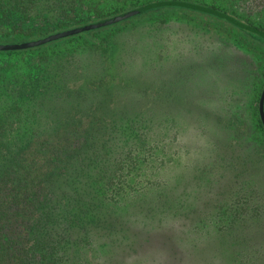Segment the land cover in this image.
I'll return each mask as SVG.
<instances>
[{
  "label": "rangeland",
  "instance_id": "obj_1",
  "mask_svg": "<svg viewBox=\"0 0 264 264\" xmlns=\"http://www.w3.org/2000/svg\"><path fill=\"white\" fill-rule=\"evenodd\" d=\"M160 1L166 0L97 2L80 13L79 25ZM182 1L231 8L223 0ZM260 7L237 6V15L264 27ZM165 17L155 22L145 15L100 30L96 36L109 51L80 36L0 52V59L32 70L36 56L61 53L77 79L111 78L107 93L118 98L115 109L143 119L149 153L139 158H149L133 170L120 213L127 241L108 239L118 264H264V53L208 15ZM60 22L0 16V24L21 33L45 25L58 30Z\"/></svg>",
  "mask_w": 264,
  "mask_h": 264
},
{
  "label": "trees",
  "instance_id": "obj_2",
  "mask_svg": "<svg viewBox=\"0 0 264 264\" xmlns=\"http://www.w3.org/2000/svg\"><path fill=\"white\" fill-rule=\"evenodd\" d=\"M107 1L0 0L2 19L62 21L58 30L45 25L23 33L21 28L3 22L0 43L38 40L73 27L67 24L79 26L80 13ZM223 3L231 6V12L211 8L264 32L263 26L252 25L237 15V6H261L264 19V3ZM168 12L208 15L264 53V37L187 8H158L122 23L145 15L165 22ZM100 30L53 43L86 36L96 50L109 51L107 42L96 36ZM53 43L11 52L34 51ZM32 61L35 68L28 70L29 66L20 68L0 59V264H118L108 239L117 237L121 241L118 245L127 241L129 230L120 213L131 194L133 170L149 158H139L149 153L144 138L150 137L143 119H127L122 109H115L118 98L107 93L111 78H92L87 73L85 80L77 79L70 75L71 66L61 53L36 56ZM259 116L264 128L260 102ZM127 120L136 121L137 126L128 128Z\"/></svg>",
  "mask_w": 264,
  "mask_h": 264
},
{
  "label": "water",
  "instance_id": "obj_3",
  "mask_svg": "<svg viewBox=\"0 0 264 264\" xmlns=\"http://www.w3.org/2000/svg\"><path fill=\"white\" fill-rule=\"evenodd\" d=\"M164 7L187 8L190 10L210 14L220 19L227 20L241 29H244L246 31H249L259 36L264 37V32L258 29L257 27L246 24L226 12H223V11L211 8V7H207V6L198 4V3H194V2L167 0V1L150 3V4L129 10L127 12L121 13L119 15H116L110 18H105L99 21H94V22L82 24L76 27L68 28L63 31L55 32L49 36H46L38 40L24 41V42H18V43H6V44L0 43V52L22 51V50L38 48L46 44L62 40V39H66V38L77 36L83 33L103 29L106 27H111L119 23L125 22L127 20H130L134 17L145 14L149 11H152L158 8H164ZM260 115H261L262 123L264 125V90H263V93L260 99Z\"/></svg>",
  "mask_w": 264,
  "mask_h": 264
}]
</instances>
